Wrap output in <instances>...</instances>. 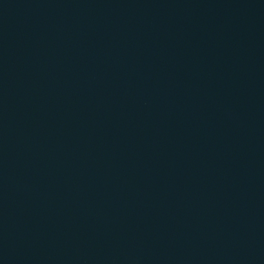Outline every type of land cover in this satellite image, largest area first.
<instances>
[{"label": "water", "instance_id": "obj_1", "mask_svg": "<svg viewBox=\"0 0 264 264\" xmlns=\"http://www.w3.org/2000/svg\"><path fill=\"white\" fill-rule=\"evenodd\" d=\"M0 264H264V0H0Z\"/></svg>", "mask_w": 264, "mask_h": 264}]
</instances>
